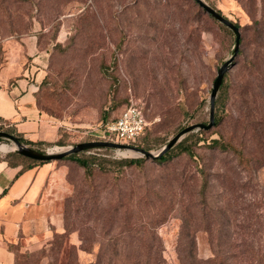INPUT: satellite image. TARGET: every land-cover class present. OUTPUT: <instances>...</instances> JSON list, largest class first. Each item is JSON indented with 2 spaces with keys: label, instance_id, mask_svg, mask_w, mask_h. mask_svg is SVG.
Wrapping results in <instances>:
<instances>
[{
  "label": "rangeland",
  "instance_id": "374dc122",
  "mask_svg": "<svg viewBox=\"0 0 264 264\" xmlns=\"http://www.w3.org/2000/svg\"><path fill=\"white\" fill-rule=\"evenodd\" d=\"M203 1L240 32L215 98L217 123L180 138L192 156L120 167L111 161L144 156L91 148L76 154L111 161L89 171L68 155L51 160L42 193L53 223L16 246L13 264H206L215 251L229 263L242 245L264 244V148L242 121L248 109L264 119V0ZM234 40L196 0H0V68L12 65L13 80L27 74L58 132L22 142L43 152L100 139L131 102L149 124L144 146L158 152L185 126L208 122L210 89ZM3 143L0 158L15 151Z\"/></svg>",
  "mask_w": 264,
  "mask_h": 264
},
{
  "label": "crops",
  "instance_id": "0c3cea01",
  "mask_svg": "<svg viewBox=\"0 0 264 264\" xmlns=\"http://www.w3.org/2000/svg\"><path fill=\"white\" fill-rule=\"evenodd\" d=\"M26 75L13 80L12 65L0 68V123L14 126L28 140L51 141L58 132L38 108L36 85ZM54 168L53 162H47L16 175L21 165L10 166L0 159V264H13L16 246L28 240L30 234L37 239L46 230L47 219L53 223L54 216L46 212L42 190Z\"/></svg>",
  "mask_w": 264,
  "mask_h": 264
},
{
  "label": "trees",
  "instance_id": "16d2710c",
  "mask_svg": "<svg viewBox=\"0 0 264 264\" xmlns=\"http://www.w3.org/2000/svg\"><path fill=\"white\" fill-rule=\"evenodd\" d=\"M235 25L239 28V26L237 24H235ZM224 76H223L220 87L224 83ZM242 113H243L242 114V121L245 120V126L247 127L246 129L252 130L253 125H255L254 128L256 129V135L261 139V140H258V143H260V145L264 148V137H262L261 134H259V132H260L264 135V128H263L264 127V119L261 116H257L258 113L255 110L252 111V110L248 109L246 112H245V110H243ZM112 119H114V118H112ZM112 119H108L105 122L110 121ZM217 121H218V119L215 117V103H214V124L212 126H214L217 123ZM195 123H198V122H195ZM202 123H205V122H202ZM148 128H149V126L144 130V132L140 136H138L134 140H131L130 142H128V144L135 146V147H138V148L149 150L143 144V141L145 140L146 136L148 135ZM0 130L6 131L10 134H13L15 137L18 138V140L21 143L22 142H24L26 144L47 143V141H43V140L31 141V140L24 138L23 135L20 132H18L14 126H4L2 123H0ZM201 130H208V129H201ZM256 135L253 133L254 138H256ZM97 140L116 141L113 137L109 136L108 134H106V133L103 134V132H102L100 139H97ZM191 143L192 142H187L185 140L180 141V142L174 144L169 150L164 152L160 157H155L152 159L158 160L160 162H164V161L171 160V158H173L174 156H176L180 153H183V152L192 156L194 152L192 150V144ZM212 143L214 144V146H217L218 148H221L223 150H230V149L239 150L243 154L242 148L240 146H238V147L235 146L229 140L225 141V140L214 138L212 140ZM174 147L176 148V153L173 155L171 153V151ZM32 149H34V148H32ZM38 151H41V150H38ZM262 154L264 155V149L262 151ZM66 156H65V158H66ZM70 156L74 161H76L80 166H82L87 171H89L91 169V167L94 165H98L100 168H102L101 167L102 162L108 163L109 161H111L109 159H106L105 157H100L96 154L79 155V154L75 153V154H69L67 157H70ZM0 159L7 161L8 165H10V166L21 165V169L18 171V173L16 175L21 173L24 169L33 167L34 165L50 162V161H41V160H35L32 158H28L26 156L19 154L17 151H14L10 154H7L4 157H1ZM145 160H146L145 157H138V158H122L120 160H115V161H111V162L116 163V165L120 166V167H131V166H138V165L142 164ZM256 230H257L256 228L255 229L252 228V235L253 236H255ZM247 238H248V236L244 239H247ZM241 248H242V251H241L242 256H239V258H238V257H235V255L233 257L231 255H229V259H230L229 263L227 262V260L224 259V257L221 254H219V252H216V251H215V253H213L212 257L206 259L205 262H206V264H264V244L258 243V246L254 249L253 245H249L246 243V244H244V247L242 245ZM227 259H228V256H227Z\"/></svg>",
  "mask_w": 264,
  "mask_h": 264
},
{
  "label": "water",
  "instance_id": "95a60500",
  "mask_svg": "<svg viewBox=\"0 0 264 264\" xmlns=\"http://www.w3.org/2000/svg\"><path fill=\"white\" fill-rule=\"evenodd\" d=\"M196 2L213 18L217 19L219 22L223 23L225 26L230 28L235 35L232 54L228 59H226L218 67L216 76L213 80L212 87L210 89L209 120L207 123L198 122V123H192V124L185 126L178 133H176L172 138H170L167 141V143L156 153L151 152L149 150L142 149V148H138V147H135L129 144L107 141V140L84 141V142H79L72 146H69L59 152H53V151H48V150L43 152V151H38V150L32 149L31 147H28L27 145L21 143L18 140V138L15 137L13 134H10L6 131L0 130V138H4V139L12 141L15 144V148H14L15 151H17L19 154L26 156L28 158H32L35 160H41V161H51V160L62 159L63 157L69 154L78 153V152L91 149V148H101V147L117 148V149H122V148L132 149L135 152L140 153V155L146 158H155V157H160L164 152L169 150L175 143H177L180 140V138L184 134L190 131H193L195 129H209L214 124V103H215V98L219 90V87L221 85L223 76L225 72L228 70V68L230 67V65L232 64V62L234 61L236 54L238 53L239 42H240V32H239V28L234 23H232L230 20L224 17L221 13H219L209 4L205 3L203 0H196Z\"/></svg>",
  "mask_w": 264,
  "mask_h": 264
},
{
  "label": "built area",
  "instance_id": "2783aa9c",
  "mask_svg": "<svg viewBox=\"0 0 264 264\" xmlns=\"http://www.w3.org/2000/svg\"><path fill=\"white\" fill-rule=\"evenodd\" d=\"M148 125L142 109L131 102L125 105L118 116L104 123L102 132L113 137L116 140L113 142L128 144L140 136Z\"/></svg>",
  "mask_w": 264,
  "mask_h": 264
},
{
  "label": "bare ground",
  "instance_id": "6f19581e",
  "mask_svg": "<svg viewBox=\"0 0 264 264\" xmlns=\"http://www.w3.org/2000/svg\"><path fill=\"white\" fill-rule=\"evenodd\" d=\"M12 148H15V147H12ZM9 149V146L7 145V144H1L0 145V150H3V151H6V150H8ZM55 150H57V147H55ZM137 153V152H135L134 150H132V149H125V151H122V153Z\"/></svg>",
  "mask_w": 264,
  "mask_h": 264
}]
</instances>
